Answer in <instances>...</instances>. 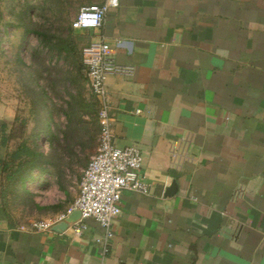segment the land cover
<instances>
[{
  "label": "crops",
  "instance_id": "obj_1",
  "mask_svg": "<svg viewBox=\"0 0 264 264\" xmlns=\"http://www.w3.org/2000/svg\"><path fill=\"white\" fill-rule=\"evenodd\" d=\"M102 33L131 69L105 79L112 142L149 192L122 191L105 251L94 219L34 228L0 198V264H264V0H117Z\"/></svg>",
  "mask_w": 264,
  "mask_h": 264
},
{
  "label": "rangeland",
  "instance_id": "obj_2",
  "mask_svg": "<svg viewBox=\"0 0 264 264\" xmlns=\"http://www.w3.org/2000/svg\"><path fill=\"white\" fill-rule=\"evenodd\" d=\"M99 0H0V104L6 149L1 205L7 219L30 225L67 208L98 138L96 104L71 21Z\"/></svg>",
  "mask_w": 264,
  "mask_h": 264
},
{
  "label": "built area",
  "instance_id": "obj_3",
  "mask_svg": "<svg viewBox=\"0 0 264 264\" xmlns=\"http://www.w3.org/2000/svg\"><path fill=\"white\" fill-rule=\"evenodd\" d=\"M116 5L117 0L84 5L71 21L73 29H93L98 33L97 39H92L81 49L87 86L97 103V145L82 170L72 205L55 218L33 225L34 228H47L64 220L73 210H78L79 218L72 222L74 232L80 234L85 227L84 220L94 219L103 229V237L97 239L103 243V251L112 237L113 221L121 213L122 191L149 192V185L141 173L140 150L135 146L117 147L112 142V118L105 79L110 74H124L131 70L115 62L111 47L102 33L107 11Z\"/></svg>",
  "mask_w": 264,
  "mask_h": 264
},
{
  "label": "water",
  "instance_id": "obj_4",
  "mask_svg": "<svg viewBox=\"0 0 264 264\" xmlns=\"http://www.w3.org/2000/svg\"><path fill=\"white\" fill-rule=\"evenodd\" d=\"M176 189V183L175 181H173L166 189L165 195H171L174 193ZM79 211L78 210H73L64 220L54 224L52 226V230L55 231H61L64 230L68 227L69 223L74 222L75 220H77L79 218Z\"/></svg>",
  "mask_w": 264,
  "mask_h": 264
},
{
  "label": "trees",
  "instance_id": "obj_5",
  "mask_svg": "<svg viewBox=\"0 0 264 264\" xmlns=\"http://www.w3.org/2000/svg\"><path fill=\"white\" fill-rule=\"evenodd\" d=\"M82 49V48H81ZM82 62V61H81ZM82 66H83V64H82ZM83 70H84V66H83ZM94 98V97H93ZM94 100H95V98H94ZM95 103H96V100H95ZM97 104V103H96ZM4 125V124H3ZM1 173H2V168H1ZM1 189H2V182H1ZM1 189H0V198H1ZM66 210V209H65Z\"/></svg>",
  "mask_w": 264,
  "mask_h": 264
}]
</instances>
